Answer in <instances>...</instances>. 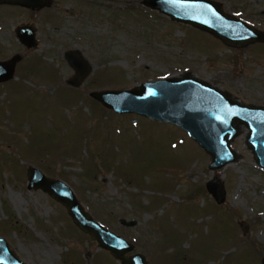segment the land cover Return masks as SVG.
I'll list each match as a JSON object with an SVG mask.
<instances>
[{
    "label": "rangeland",
    "instance_id": "374dc122",
    "mask_svg": "<svg viewBox=\"0 0 264 264\" xmlns=\"http://www.w3.org/2000/svg\"><path fill=\"white\" fill-rule=\"evenodd\" d=\"M145 1L52 0L36 14L0 4V62L22 57L13 78L0 83V238L25 264H122L64 205L28 189L29 167L68 184L85 211L134 246L126 257L264 264V169L245 126L232 142L238 160L211 170V156L180 127L117 114L90 96L191 73L242 104L264 107V43L228 45ZM212 1L264 32V0ZM22 25L36 29L37 49L17 38ZM69 49L92 66L79 88L65 82ZM214 179L226 192L221 204L207 189Z\"/></svg>",
    "mask_w": 264,
    "mask_h": 264
},
{
    "label": "water",
    "instance_id": "95a60500",
    "mask_svg": "<svg viewBox=\"0 0 264 264\" xmlns=\"http://www.w3.org/2000/svg\"><path fill=\"white\" fill-rule=\"evenodd\" d=\"M0 4L42 9L51 7L52 0H0ZM144 4L174 21L208 31L231 46L264 43L263 31L227 14L221 3L212 0H146ZM16 36L25 47H38L37 31L33 26L18 27ZM67 57L76 71L69 84L79 87L92 66L78 51L70 50ZM20 60L21 56L15 55L9 61L0 62V83L13 78ZM90 96L117 114H136L180 127L211 156V170H219L238 160L232 142L241 134V126H245L249 130L247 145L256 163L264 169V107L242 104L191 73L147 81L130 90L94 91ZM27 178L29 190H42L64 205L74 224L97 240L101 248L120 259L122 264H149L140 253L126 257L125 254L133 251L134 246L85 211L73 189L64 181L50 178L36 167L28 168ZM207 189L217 203L225 201L226 192L221 180L209 181ZM121 223L129 227L136 225L135 220L127 222L121 219ZM240 226L247 235L249 225L241 222ZM0 264H25L3 238H0Z\"/></svg>",
    "mask_w": 264,
    "mask_h": 264
},
{
    "label": "flooded vegetation",
    "instance_id": "af4514ba",
    "mask_svg": "<svg viewBox=\"0 0 264 264\" xmlns=\"http://www.w3.org/2000/svg\"><path fill=\"white\" fill-rule=\"evenodd\" d=\"M52 7V6H51ZM51 7H45V8H50L51 9ZM45 8H42V9H32V12L34 13V14H36V13H39L41 10H43V9H45ZM27 26H32V25H27ZM39 42V41H38ZM27 48V47H26ZM38 48V47H37ZM36 48V49H37ZM28 49H30V48H28ZM70 50H74V51H78V52H80L79 50H77V49H69V50H66V52H65V55H64V58H65V61H66V63L68 64V66L72 69V75H71V77H69V79H67L65 82L69 85V86H71L70 84H69V81L72 79V78H74L75 76H76V71L71 67V65H70V63H69V60H68V57H67V53L70 51ZM81 53V52H80ZM82 54V53H81ZM83 56V55H82ZM84 57V56H83ZM22 58V57H21ZM85 58V57H84ZM87 60V59H86ZM88 61V60H87ZM19 62V61H18ZM17 62V63H18ZM89 62V61H88ZM17 65V64H16ZM15 69H16V67H15ZM92 71V70H91ZM91 73V72H90ZM90 75V74H89ZM88 75V76H89ZM84 82V81H83ZM83 84V83H82ZM71 87H73V86H71ZM80 87V86H79ZM79 87H75V88H79ZM92 93V92H91ZM90 93V94H91Z\"/></svg>",
    "mask_w": 264,
    "mask_h": 264
},
{
    "label": "bare ground",
    "instance_id": "6f19581e",
    "mask_svg": "<svg viewBox=\"0 0 264 264\" xmlns=\"http://www.w3.org/2000/svg\"><path fill=\"white\" fill-rule=\"evenodd\" d=\"M245 129L242 128V131H244Z\"/></svg>",
    "mask_w": 264,
    "mask_h": 264
}]
</instances>
